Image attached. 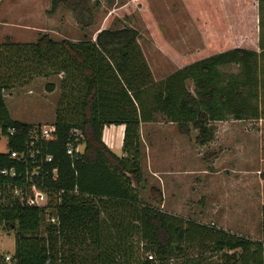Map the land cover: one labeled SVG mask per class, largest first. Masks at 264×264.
<instances>
[{"label": "trees", "instance_id": "16d2710c", "mask_svg": "<svg viewBox=\"0 0 264 264\" xmlns=\"http://www.w3.org/2000/svg\"><path fill=\"white\" fill-rule=\"evenodd\" d=\"M83 1L77 3L80 20ZM58 2L52 0L53 7ZM139 34L125 23L104 25L94 38L43 32L31 40H0V128L19 129L10 135V147L20 148L34 123L10 115L5 90L38 75L61 74L55 129L44 141L58 174L39 182L55 196L49 209L26 202L25 166L0 150V169H18L9 176L0 170V223L15 231L11 260L0 251V264H264V206L262 235L252 237L145 201L132 178L140 183L142 177L141 121L157 111L182 127L192 122L201 143L213 138L214 119L259 116L251 98L261 82L260 51L236 45L156 82ZM233 62L239 70L220 68ZM111 122L125 123L123 154L103 139V127ZM72 126L81 128L84 147L69 153ZM16 186L21 193L14 192ZM53 212L58 221H46Z\"/></svg>", "mask_w": 264, "mask_h": 264}, {"label": "rangeland", "instance_id": "374dc122", "mask_svg": "<svg viewBox=\"0 0 264 264\" xmlns=\"http://www.w3.org/2000/svg\"><path fill=\"white\" fill-rule=\"evenodd\" d=\"M19 3L12 6L10 0H2V7L13 9L1 10L0 40L7 36L31 40L43 32L56 38H94L104 25L128 23L140 31L139 42L156 82L194 60L236 45L259 50L261 82L251 100L258 102L260 115L214 119L213 138L201 143L192 122L182 127L157 111L143 122L141 181L134 174L132 178L145 201L252 237L262 235L264 0H84V20L78 16V0H59L54 7L52 0ZM220 68L239 70L236 62ZM50 80L57 89L48 87ZM186 83L193 88L191 78ZM59 93L60 76L38 75L6 89L5 100L13 118L49 124L55 119ZM5 148L1 140L0 149ZM14 232L0 226L3 253L14 250Z\"/></svg>", "mask_w": 264, "mask_h": 264}, {"label": "built area", "instance_id": "2783aa9c", "mask_svg": "<svg viewBox=\"0 0 264 264\" xmlns=\"http://www.w3.org/2000/svg\"><path fill=\"white\" fill-rule=\"evenodd\" d=\"M55 129L54 123L38 124L35 123L28 128L25 133V141L20 148L9 146V137L19 133V129L15 125L8 127V132L3 133L0 128V141L5 140L6 148L0 149L2 151H9L10 156L16 159L18 162L25 166L26 174V189L24 196L28 204H34L38 206H45L50 208V202L52 198H55L54 194H51L48 189L42 186L39 182H44L43 177L52 172L53 177L58 174V165L49 163L54 161V154L47 150L44 141L46 137ZM82 130L78 126H72L69 129V139L66 144L67 151L73 153L75 150H80L81 139L80 134ZM50 167V168H49ZM1 172L6 175H15L17 173V166L15 164L11 166H2ZM15 193H21L20 187L16 186ZM48 219L52 221H58V215L56 213H49ZM0 226L2 224L0 223ZM11 252L6 253V260H11ZM150 256L152 254H149Z\"/></svg>", "mask_w": 264, "mask_h": 264}, {"label": "crops", "instance_id": "0c3cea01", "mask_svg": "<svg viewBox=\"0 0 264 264\" xmlns=\"http://www.w3.org/2000/svg\"><path fill=\"white\" fill-rule=\"evenodd\" d=\"M21 1L20 3H25V4H28L27 6H29L30 4V1L31 0H10V5L13 6V2H18ZM33 1V0H32ZM1 2L2 0H0V13L2 9H5V10H10V9H13L12 7L9 8V6H7L6 8L5 7H2L1 6ZM19 3V4H20ZM33 4V3H32ZM29 9V7H28ZM27 11V8L26 10ZM9 13V12H8ZM27 15V14H26ZM140 39V38H138ZM61 74L57 75L58 77L60 76ZM45 77H48L49 75H44ZM50 81H53V80H50ZM57 84L55 83L54 87H53V90L54 89H57ZM29 90H32V88H30ZM42 92H46L45 90H42ZM48 93V92H46ZM56 103H57V100H56ZM56 105V104H55ZM54 105V106H55ZM56 108V106H55ZM54 108V109H55ZM55 114V112H54ZM56 116V115H54ZM55 118V117H54ZM150 119H147V120H143L141 121V135H142V139H144V133H143V122H146ZM41 121V120H40ZM39 121V122H40ZM124 133H125V123H115V122H111V123H106L103 127V139L104 141L115 151L117 152L118 154H123L124 151H123V139H124ZM175 212V211H174ZM213 221V220H211ZM214 222V221H213Z\"/></svg>", "mask_w": 264, "mask_h": 264}]
</instances>
